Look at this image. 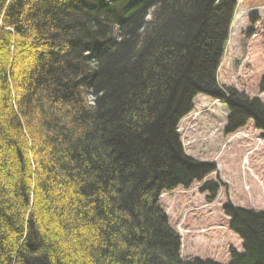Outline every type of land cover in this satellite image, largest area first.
Returning a JSON list of instances; mask_svg holds the SVG:
<instances>
[{"label":"trees","instance_id":"obj_1","mask_svg":"<svg viewBox=\"0 0 264 264\" xmlns=\"http://www.w3.org/2000/svg\"><path fill=\"white\" fill-rule=\"evenodd\" d=\"M237 1L0 0V264H264V211L223 207L219 263L183 259L159 203L215 171L176 132L197 96L264 139V104L216 82Z\"/></svg>","mask_w":264,"mask_h":264},{"label":"rangeland","instance_id":"obj_2","mask_svg":"<svg viewBox=\"0 0 264 264\" xmlns=\"http://www.w3.org/2000/svg\"><path fill=\"white\" fill-rule=\"evenodd\" d=\"M251 19L257 22L252 33L244 37ZM253 70L264 71V7L247 9L238 3L216 82L264 104V97L258 96L254 89L255 76L250 75ZM191 106L177 126L182 150L195 160L213 163L215 171L187 190L178 188L162 194L159 203L170 227L180 237L183 259L225 263L231 251L241 252V242L228 230L223 207L229 204L264 211V139L251 121L235 133L225 135L228 114L220 100L197 96ZM205 183L214 184L213 199L211 192L202 190Z\"/></svg>","mask_w":264,"mask_h":264}]
</instances>
